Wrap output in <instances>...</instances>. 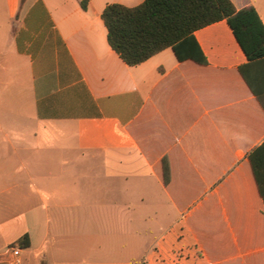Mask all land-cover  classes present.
<instances>
[{
    "label": "crops",
    "instance_id": "0c3cea01",
    "mask_svg": "<svg viewBox=\"0 0 264 264\" xmlns=\"http://www.w3.org/2000/svg\"><path fill=\"white\" fill-rule=\"evenodd\" d=\"M81 1L0 0V264H264V60L221 20L127 66L100 14L142 0Z\"/></svg>",
    "mask_w": 264,
    "mask_h": 264
},
{
    "label": "trees",
    "instance_id": "16d2710c",
    "mask_svg": "<svg viewBox=\"0 0 264 264\" xmlns=\"http://www.w3.org/2000/svg\"><path fill=\"white\" fill-rule=\"evenodd\" d=\"M80 5L85 8V0ZM100 17L108 46L127 66L138 65L165 48H170L179 61L191 59L206 64L192 34L221 20L228 25L248 62L264 60V26L256 11L252 7L236 9L230 0H142L133 7L111 3L103 8ZM239 72L249 84L242 67ZM263 148L264 143L247 154L261 197H264ZM162 172L167 180L165 161ZM17 245L27 248V236L19 238Z\"/></svg>",
    "mask_w": 264,
    "mask_h": 264
},
{
    "label": "built area",
    "instance_id": "2783aa9c",
    "mask_svg": "<svg viewBox=\"0 0 264 264\" xmlns=\"http://www.w3.org/2000/svg\"><path fill=\"white\" fill-rule=\"evenodd\" d=\"M6 255L12 258V264H18L19 259L17 257L18 247L17 246H10L6 249Z\"/></svg>",
    "mask_w": 264,
    "mask_h": 264
}]
</instances>
